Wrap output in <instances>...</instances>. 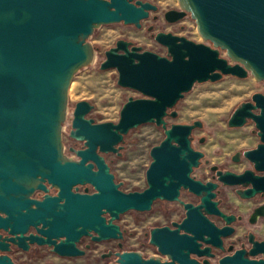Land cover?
<instances>
[{
	"label": "water",
	"instance_id": "water-1",
	"mask_svg": "<svg viewBox=\"0 0 264 264\" xmlns=\"http://www.w3.org/2000/svg\"><path fill=\"white\" fill-rule=\"evenodd\" d=\"M177 1L178 9L167 10L165 19L175 23L189 13L204 42L159 31L154 38L167 48V55H161L118 39L105 51L100 68H116L118 84L143 96L127 99L118 122H97L88 117L94 104L78 101L69 136L84 146L72 148L74 158L65 152L64 123L73 78L96 59L98 48L90 38L112 23L141 28L157 5L141 0H0V231L12 235L0 232V264H16L11 243L23 250L36 243L63 257L82 256L86 251L78 242L83 236L122 239L121 215L151 211L158 199L180 201L188 210L175 229L151 230L149 243L167 258L131 250L119 253L115 264H201L190 257L191 251L202 253L197 241L224 250L222 236L233 230V217L214 200L219 186H243L236 189L243 199L264 195L263 92L240 103L227 121L229 127L255 123L260 142L244 151L253 168L236 172L214 164L216 181L193 176L205 157L193 146V132L204 122L167 121L178 115L175 107L196 83L226 75H252L264 83V0ZM145 123L161 126L165 137L150 150L147 187L126 192L105 154L121 155L126 135ZM46 183L57 189L55 195ZM80 185H91L94 191L81 192ZM183 189L201 196L200 204L181 199ZM36 190L46 193L43 199L32 197ZM206 214L221 215L227 224L219 228ZM260 215L264 205L253 213L255 219ZM31 225L37 234H27ZM259 244L262 247L254 243L249 252L236 250L219 264H264V258L246 257L264 253V241Z\"/></svg>",
	"mask_w": 264,
	"mask_h": 264
},
{
	"label": "rangeland",
	"instance_id": "rangeland-1",
	"mask_svg": "<svg viewBox=\"0 0 264 264\" xmlns=\"http://www.w3.org/2000/svg\"><path fill=\"white\" fill-rule=\"evenodd\" d=\"M160 4V9L153 12L151 17L142 21V27L124 23H112L96 29L90 41L98 48L95 61L81 68L74 76L69 91V112L64 123V143L67 147L78 148L81 142L71 139L69 132L72 125L73 110L75 104L81 100H88L94 104V109L88 117L97 122H118L123 104L129 97H142L143 95L130 88L118 84L119 72L116 68L102 70L101 62L105 58V51L114 46L119 38H126L140 45L145 50H151L161 55H167V48L155 40L154 34L158 31L172 32L186 36L196 42H204L197 30L195 20L188 14L184 19L176 23H168L164 18V12L168 8H178L177 0H155ZM153 15H157L155 20ZM153 25L154 29L149 30ZM224 55V53L222 52ZM255 92L264 93V83L257 81L254 76L239 78L226 75L216 82L196 83L191 91L185 94L175 109L176 117L167 118L168 125L172 123H192L200 119L204 122L202 128L194 130L193 146L205 152L202 165L195 169L194 175L202 179H208L212 164L242 172L246 168H252L247 159L235 163L231 156L237 150L254 148L260 139L255 132L256 126L249 121L242 127H229L227 121L234 109L243 101L250 100ZM165 137L164 129L154 123H145L132 129L125 137L121 155L115 153L105 154L106 160L114 173L116 181L122 182V189L126 192L143 190L147 187L146 171L152 161L150 150L159 144ZM204 137L205 141L200 142ZM74 158L77 155L69 153ZM208 160V162H207ZM89 191L94 189L88 185ZM85 186H80L84 191ZM229 199L234 204H239L234 197L232 188L224 189ZM183 197L190 198L186 193ZM248 206L240 205L244 212H248L251 206L258 200L246 202ZM172 210L170 218L177 220L181 217L183 208L176 202L157 201L151 211L130 210L122 214L119 224L126 230L124 249L139 250L146 255L154 254V250L148 246V238L145 231L155 223H163L166 218L161 215L165 209ZM264 223V222H263ZM264 227V224H263ZM112 245L104 241L94 243L92 249L87 250L84 256L61 257L42 247L38 252L15 251L12 257L17 264H109V259L101 256Z\"/></svg>",
	"mask_w": 264,
	"mask_h": 264
},
{
	"label": "flooded vegetation",
	"instance_id": "flooded-vegetation-1",
	"mask_svg": "<svg viewBox=\"0 0 264 264\" xmlns=\"http://www.w3.org/2000/svg\"><path fill=\"white\" fill-rule=\"evenodd\" d=\"M133 1L136 2L138 0H133ZM141 1H144V2L149 1V2L157 5L158 9L156 11H158L160 9V7H161L159 2L155 1V0H141ZM169 9H175V8H168V10ZM176 9H178V8H176ZM156 11H151L150 16L148 18H150L152 13L156 12ZM165 12H164V18H165ZM148 18H146V19H148ZM153 18L155 20H157L158 16L157 15H153ZM119 23H123V22H119ZM168 23H170V22H168ZM150 27H151V29H150ZM153 29H154V26L150 25L149 26V30H153ZM124 39H126V38H124ZM117 40H116V42H117ZM115 45H116V43H115ZM71 139L76 140L74 138H71ZM76 141H78V140H76ZM193 141H194V135H193L192 143H193ZM79 142H81V146L78 147L77 149H80V148H82L84 146V142H82V141H79ZM72 148H75V147H73V146L67 147L66 144H65V152H66V154L69 155V153H73V154L76 155V153L72 150ZM244 151L245 150H237L235 153L232 154L231 160L233 162H235V163H239V162L242 161V159H244V158L247 159L244 156ZM69 156H71V155H69ZM234 157H238L239 160H234ZM202 163H203V159H202ZM202 163L200 164V166L202 165ZM212 165H214V164H212ZM211 166H210L211 174H210V177L208 179H202V178H199L196 175H194L195 169H197L199 167L194 169L193 176H195L198 179H202L204 181H209V180L216 181V179L214 178V175H215L216 172L211 170ZM219 168L223 169V170L228 169V168L222 167L220 165H219ZM46 184H47V187L49 188V193L52 194V195H55L57 193V189L55 187H52L51 184H49V183H46ZM80 186H85V189L88 188V185H80ZM80 186H79V191H80ZM121 187H122V185H121ZM226 188H232L234 197L237 199L239 204L232 203V201L228 197V193L225 192V190H224ZM237 188H243V186H224V185L221 184L219 186V188L217 189V196L215 197L214 200L218 201V207L222 211H224L226 214H228V215L233 217V221L230 224V226L233 227V230H232V232L229 235L222 236V244H223L224 250H223V248H220V247H212L211 245H209V244H207V243H205V242H203L201 240L197 241V243H199L198 250L201 251L202 253L196 252V251H191L190 252V257L195 259V260H197L201 264H219V260L222 257H224L226 255H232V254L235 253L236 250L245 249L247 252H249L250 248L253 246L254 243L257 244V247H262L261 244H259V243L264 241V227H263L264 215L263 216H261V215L257 216L256 217L257 219H255V217H253V213L255 212V209L257 207H259L261 205H264V195L258 194V195H256L253 198L243 199L236 193V189ZM84 191H81V192H84ZM184 193H186L188 196H190V198L183 197ZM45 194L46 193L43 190H36L33 193L32 197L35 198V199L41 200V199L44 198ZM180 197L185 202L192 203L194 206L199 205L200 202H201V196L196 195V194H194L192 192H189L188 190H184V189L181 191ZM250 200H258V203H256L255 205L251 206V208L249 209L248 212H244L241 209L240 205L248 206V204L246 202L250 201ZM157 201L176 202V203L180 204L182 206V208H183L182 215L177 220H174V219L170 218V216L172 214V210H170L168 208L165 209V210H162L161 211V215L166 218V221L163 222V223H155L152 226H150L148 228V230L145 231V236L148 238V246L151 247L154 250V254H151V255L161 256L163 258H167L166 255H162L158 251L157 247H155V246H153V245H151L149 243L151 230L153 228H155V227H164V226H168L171 229H175L177 227L175 225V223H180L184 218H186L188 210L185 208L184 204H182L180 201H168V200H160V199H158V200L154 201V204ZM154 204H153V206H154ZM207 216L219 228H221V227H223V226H225L227 224L226 219L224 217H222L221 215L208 214ZM107 218L109 219V215H107ZM252 219H255L256 221L252 222ZM121 228H122L123 234H124V237L122 239H109V240H103V241H94V240H92L91 236L87 235V236H83L81 238V240L78 242V246L86 251V253L84 254V255H86L87 254V250L92 249L94 247V243H100V242H104V241L111 242L112 245L106 251H103L101 253V256L104 259H109L110 260L109 264H112V263L115 264V263H117V260L119 258V253H122L124 251L133 250V249H129L128 250V249H124L123 248V242L125 241L126 230L122 226H121ZM0 232L2 233L3 237H11L12 236L11 234H9L5 230H1ZM180 232L184 233V230H181ZM30 233L37 234V229H36L35 226H33V225L30 226L27 234H30ZM10 246L12 247V251L10 252L11 255L15 251H20V250L21 251H25V252H30V251L38 252L39 249L42 248V247H46L49 250H51V252L57 254L56 252H54L52 250V247H50L48 245H38L36 243H33V244H30V247H29L28 250H23L22 248L18 247L17 245H15L13 243H11ZM143 254H144V256H150V255H146L145 253H143ZM84 255H82V256H84ZM61 257H63V256H61ZM246 257H248L250 259H261V258H264V253H259L258 255H255V256L246 254ZM168 260L170 261L171 259L168 258ZM16 264H17V262H16Z\"/></svg>",
	"mask_w": 264,
	"mask_h": 264
}]
</instances>
